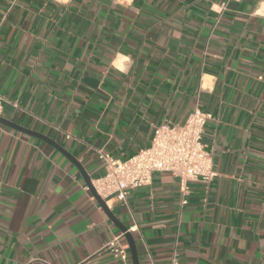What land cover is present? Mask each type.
<instances>
[{
    "label": "crops",
    "instance_id": "0c3cea01",
    "mask_svg": "<svg viewBox=\"0 0 264 264\" xmlns=\"http://www.w3.org/2000/svg\"><path fill=\"white\" fill-rule=\"evenodd\" d=\"M0 98L91 181L98 151L127 160L156 127L212 114L217 176L185 206L170 173L102 200L140 264H264V0H0ZM120 235L68 157L0 124V264H122Z\"/></svg>",
    "mask_w": 264,
    "mask_h": 264
},
{
    "label": "built area",
    "instance_id": "2783aa9c",
    "mask_svg": "<svg viewBox=\"0 0 264 264\" xmlns=\"http://www.w3.org/2000/svg\"><path fill=\"white\" fill-rule=\"evenodd\" d=\"M1 106L0 98V115ZM212 120V114L196 108L184 125L156 127L150 147L127 160H116L98 151L108 171L92 181L95 191L102 199L116 197L125 202L133 191L151 186L154 174L170 173L179 179L181 204L185 206L191 182L209 184L217 176L212 153L203 139L205 128ZM122 238L123 235L115 236L107 249L122 264H132ZM171 264H179L176 256Z\"/></svg>",
    "mask_w": 264,
    "mask_h": 264
},
{
    "label": "water",
    "instance_id": "95a60500",
    "mask_svg": "<svg viewBox=\"0 0 264 264\" xmlns=\"http://www.w3.org/2000/svg\"><path fill=\"white\" fill-rule=\"evenodd\" d=\"M0 124L4 125L6 127H9L11 129H14L16 131H19L21 133L30 135L32 137L38 138L50 145H52L53 147H55L57 150H59L62 154H64L66 157H68V159H70L81 171L87 186L89 187V190L91 191L92 195L94 196V198L96 199V201L102 206V208L104 209V211L106 212L108 218L120 229V231L123 233L125 239L128 242L129 248H130V252H131V258H132V263L133 264H140L139 258H138V252H137V247H136V241L133 237V235L131 233L128 232L127 227H125L124 225H122L118 219L115 217V215H113L109 209L107 208L106 204L104 203V201L102 200V198L97 194V192L95 191L93 185H92V181L91 179L86 176V174L84 173L83 168L81 167V165H79V163L73 159L64 149H62L56 142H54L53 140H51L50 138L40 134V133H36L34 131H31L29 129L20 127L19 125L10 122L8 120H6L3 117H0Z\"/></svg>",
    "mask_w": 264,
    "mask_h": 264
}]
</instances>
